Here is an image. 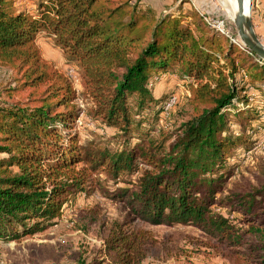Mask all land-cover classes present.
Instances as JSON below:
<instances>
[{"label":"trees","instance_id":"1","mask_svg":"<svg viewBox=\"0 0 264 264\" xmlns=\"http://www.w3.org/2000/svg\"><path fill=\"white\" fill-rule=\"evenodd\" d=\"M197 1L203 13L193 9L185 15L173 6L159 11L143 0H41L35 14L19 10L16 0H0V66L14 71L18 91H28L25 100L0 106V239L56 224L76 192L87 191L88 172L101 171L116 181L123 173L140 175L136 191L121 188L114 196L153 225L194 224L242 247L231 212L214 209L235 206L250 231L263 234L264 188L236 194V203L224 204L218 196L227 169L234 168L228 161L251 142L245 133H231L230 123L242 129L264 115V105L261 111L241 108L252 92L264 101V63L209 27L205 17L226 18ZM40 32L79 65L94 115L107 126L128 136L135 127L129 100L138 98V111L158 101L151 84L168 73L187 82L193 117L168 149L169 140L146 136L116 152L79 145L72 85L43 57ZM148 241L146 233H129L115 222L107 255L114 264H143Z\"/></svg>","mask_w":264,"mask_h":264},{"label":"rangeland","instance_id":"2","mask_svg":"<svg viewBox=\"0 0 264 264\" xmlns=\"http://www.w3.org/2000/svg\"><path fill=\"white\" fill-rule=\"evenodd\" d=\"M190 1L191 8L184 6ZM190 1L178 0L172 11L181 9L185 15H190L195 9L202 14L195 2L197 0ZM200 1L204 5L208 4L213 14L225 16V27L231 38L246 50L232 19L217 0ZM40 2L41 0H16V6L21 11L35 14ZM251 16L255 21L257 36L264 45V0H253ZM228 40L232 42V39ZM38 44L43 49V57L55 59L56 62L53 63L72 85L75 94L73 104L77 112L73 130L79 145L91 143L93 147H108L116 152L122 151V147L137 145L139 138L146 136L160 142L169 140L166 146L168 149L180 136L181 125L194 115L187 82L171 73L162 74L151 84V94L158 101L149 102L146 109L138 111V98L132 97L129 100L135 127L125 136L121 130L107 126L103 117L94 115L95 103L86 91L83 71L79 65L69 62L64 50L45 32L38 34ZM61 63L64 65L61 66ZM15 78L16 75L10 67L0 66V106L26 99L28 91H18ZM161 103L165 106L164 110L157 113ZM261 105H264V101L256 100L255 93L252 92L250 102L241 108L243 112L247 109L261 111ZM235 112L236 110L232 113ZM229 127V131L236 135L245 133L247 140L251 142L249 146L239 147V158L228 161L234 168L227 169V184L224 193L218 196L219 202L223 201L224 204L236 203V194H251L264 188V115L262 120L249 122L245 128L241 129L234 120ZM83 166L80 164V167ZM88 175L90 179L87 182V191L76 192L72 200L64 206L63 215L56 224L28 234L20 229V237L0 239V264H114L107 255L106 240L115 222L123 224L125 231L129 233L147 234L149 241L145 247L143 264L263 263L264 227H260L263 234L251 232L244 222L245 216L235 206L225 209L218 205L214 209L219 213L231 212V219L243 235L242 247L231 246L194 224L175 222L156 226L140 219L131 212L126 201L114 196L121 188L136 191L139 174L123 173L117 181L112 180L105 171L94 174L88 172Z\"/></svg>","mask_w":264,"mask_h":264},{"label":"water","instance_id":"3","mask_svg":"<svg viewBox=\"0 0 264 264\" xmlns=\"http://www.w3.org/2000/svg\"><path fill=\"white\" fill-rule=\"evenodd\" d=\"M252 3L253 0H249L248 9H246L245 0H236L237 12L232 21L243 46L249 49L260 62L264 63V45L254 29L251 16Z\"/></svg>","mask_w":264,"mask_h":264},{"label":"crops","instance_id":"4","mask_svg":"<svg viewBox=\"0 0 264 264\" xmlns=\"http://www.w3.org/2000/svg\"><path fill=\"white\" fill-rule=\"evenodd\" d=\"M143 2L147 6L156 7L157 10H159V11L165 10V9H167V7L168 8H171L172 6H173L172 8L175 7V5H173V0H143ZM186 5L191 8L192 7V2L190 1L189 3H185L184 6H186ZM208 6H207V9H210L211 7L210 6L208 7ZM253 24H255V21H253ZM254 29H256L255 26H254ZM255 32H256V34H258L257 30H255ZM41 49H42V47H41ZM46 59L49 60V61H52V62H56V60L51 58V57H46ZM60 65L63 66L64 64L61 63Z\"/></svg>","mask_w":264,"mask_h":264},{"label":"built area","instance_id":"5","mask_svg":"<svg viewBox=\"0 0 264 264\" xmlns=\"http://www.w3.org/2000/svg\"><path fill=\"white\" fill-rule=\"evenodd\" d=\"M205 22L207 23L209 27L216 30L219 34L223 35L226 38L232 39L233 43H237L236 40L231 38L229 32L227 31L224 20L217 19V18H211V17H205ZM254 58L256 61H260L257 57L254 56Z\"/></svg>","mask_w":264,"mask_h":264},{"label":"bare ground","instance_id":"6","mask_svg":"<svg viewBox=\"0 0 264 264\" xmlns=\"http://www.w3.org/2000/svg\"><path fill=\"white\" fill-rule=\"evenodd\" d=\"M220 6L226 11L229 18L234 19L237 12L236 0H217ZM248 9L249 0H245Z\"/></svg>","mask_w":264,"mask_h":264}]
</instances>
